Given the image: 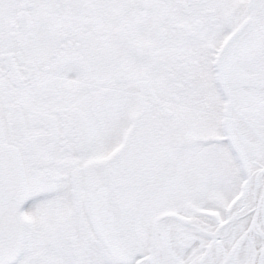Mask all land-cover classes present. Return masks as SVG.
<instances>
[{
	"label": "snow or ice",
	"instance_id": "6c2138e0",
	"mask_svg": "<svg viewBox=\"0 0 264 264\" xmlns=\"http://www.w3.org/2000/svg\"><path fill=\"white\" fill-rule=\"evenodd\" d=\"M0 264H264V0H0Z\"/></svg>",
	"mask_w": 264,
	"mask_h": 264
}]
</instances>
